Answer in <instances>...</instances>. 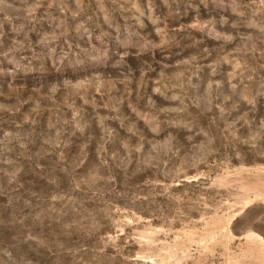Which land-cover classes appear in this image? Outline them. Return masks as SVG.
Returning a JSON list of instances; mask_svg holds the SVG:
<instances>
[{
    "label": "rangeland",
    "instance_id": "rangeland-1",
    "mask_svg": "<svg viewBox=\"0 0 264 264\" xmlns=\"http://www.w3.org/2000/svg\"><path fill=\"white\" fill-rule=\"evenodd\" d=\"M0 264H264V0H0Z\"/></svg>",
    "mask_w": 264,
    "mask_h": 264
}]
</instances>
